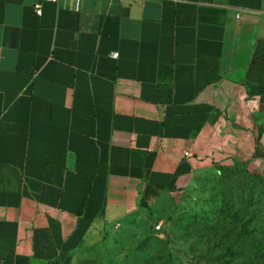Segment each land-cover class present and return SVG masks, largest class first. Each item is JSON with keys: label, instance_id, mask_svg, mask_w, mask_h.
<instances>
[{"label": "crops", "instance_id": "0c3cea01", "mask_svg": "<svg viewBox=\"0 0 264 264\" xmlns=\"http://www.w3.org/2000/svg\"><path fill=\"white\" fill-rule=\"evenodd\" d=\"M35 2L0 0V264H84L232 151L264 103V0Z\"/></svg>", "mask_w": 264, "mask_h": 264}, {"label": "rangeland", "instance_id": "374dc122", "mask_svg": "<svg viewBox=\"0 0 264 264\" xmlns=\"http://www.w3.org/2000/svg\"><path fill=\"white\" fill-rule=\"evenodd\" d=\"M232 117V151L193 167L187 187L149 216L107 225L82 249L84 264H264V103Z\"/></svg>", "mask_w": 264, "mask_h": 264}, {"label": "built area", "instance_id": "2783aa9c", "mask_svg": "<svg viewBox=\"0 0 264 264\" xmlns=\"http://www.w3.org/2000/svg\"><path fill=\"white\" fill-rule=\"evenodd\" d=\"M51 2L53 4H61L62 7H66L70 10L73 11H77L79 8V4H80V0H39V2H35L33 4V8H34V14L38 15L39 14V4L40 2ZM187 152H184V155H186ZM152 229L155 232H160L162 230V226H161V222L160 221H156L153 225H152Z\"/></svg>", "mask_w": 264, "mask_h": 264}]
</instances>
